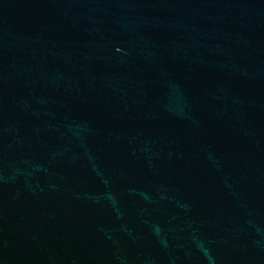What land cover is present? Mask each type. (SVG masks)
<instances>
[{
  "label": "water",
  "instance_id": "obj_1",
  "mask_svg": "<svg viewBox=\"0 0 264 264\" xmlns=\"http://www.w3.org/2000/svg\"><path fill=\"white\" fill-rule=\"evenodd\" d=\"M0 264H264V0H0Z\"/></svg>",
  "mask_w": 264,
  "mask_h": 264
}]
</instances>
